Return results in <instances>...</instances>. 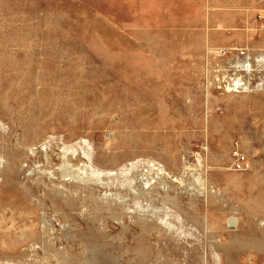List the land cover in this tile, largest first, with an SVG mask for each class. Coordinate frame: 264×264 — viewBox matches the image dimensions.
<instances>
[{"label":"rangeland","instance_id":"rangeland-1","mask_svg":"<svg viewBox=\"0 0 264 264\" xmlns=\"http://www.w3.org/2000/svg\"><path fill=\"white\" fill-rule=\"evenodd\" d=\"M0 264H264V0H0Z\"/></svg>","mask_w":264,"mask_h":264},{"label":"built area","instance_id":"built-area-1","mask_svg":"<svg viewBox=\"0 0 264 264\" xmlns=\"http://www.w3.org/2000/svg\"><path fill=\"white\" fill-rule=\"evenodd\" d=\"M235 87H241L237 82L234 84ZM231 166L234 170L243 171L249 168V160L245 153L241 151L237 142H235L230 152Z\"/></svg>","mask_w":264,"mask_h":264},{"label":"bare ground","instance_id":"bare-ground-1","mask_svg":"<svg viewBox=\"0 0 264 264\" xmlns=\"http://www.w3.org/2000/svg\"><path fill=\"white\" fill-rule=\"evenodd\" d=\"M215 50H216V49H215ZM216 52H217V51H216ZM225 73H226V72H225ZM234 73H235V72H234ZM237 75H238V74H237ZM241 77H242V76H241ZM229 78H230V76H229ZM233 78H234V76H233ZM231 80H232V78H231ZM229 84H230V83H229ZM240 84H241V83H240ZM242 84H243V83H242ZM230 87H231V86H230ZM238 88H240V87H238ZM225 90H226V89H225ZM234 90H235V89H234ZM243 91H244V90H243ZM260 91H261V90H260ZM232 92H233V91H232ZM3 123H4V122H3ZM56 143H57V142H56ZM65 144H66V143H65ZM44 145H45V144H44ZM50 146H51V145H50ZM57 146H58V145H57ZM46 147H49V146H46ZM44 148H45V147H44ZM50 149H51V148H50ZM54 149H56V148H54ZM54 149H53V150H54ZM59 149H60V148H59ZM57 150H58V149H57ZM68 150H69V149H68ZM43 151H44V150H43ZM61 151H62V150H61ZM49 152H50V151H49ZM69 152H70V150H69ZM44 153H45V152H44ZM61 153L64 154V152H61ZM47 154H48V153H47ZM57 154H58V153H57ZM72 154H73V153H72ZM138 155H139V154H138ZM205 155H206V154H205ZM45 156H46V154H45ZM62 156H63V155H62ZM51 157H52V156H51ZM56 157H57V156H56ZM56 157H55V158H56ZM58 157H59V156H58ZM58 157H57V158H58ZM60 157H61V156H60ZM65 157H66V155H65ZM91 157H92V156H91ZM124 157H125V156H124ZM124 157H123V158H124ZM46 158H47V157H46ZM72 158H73V157H72ZM58 159H59V158H58ZM63 159H64V157H63ZM74 159H75V158H74ZM121 159H122V158H121ZM77 160H78V159H77ZM60 162L62 163V161H60ZM64 162H65V160L63 161V163H64ZM83 162H84V161H83ZM91 162H92V161H91ZM131 162H132V161H131ZM169 162H170V160H169ZM169 162H168V163H169ZM207 162H208V161H207ZM85 163H86V162H85ZM82 164H83V163H82ZM92 164H93V163H92ZM124 164H125V162H124ZM205 164H207V163H205ZM69 165H70V164H69ZM126 165H127V164H126ZM70 166H71V165H70ZM70 166H69V167H70ZM95 166H96V165H95ZM128 166H129V165H128ZM138 166H139V165H138ZM145 166H146V165H145ZM145 166H144V167H145ZM64 167H65V165H64ZM75 167H76V165H75ZM79 167H80V166H79ZM82 167H83V166H82ZM82 167H81V168H82ZM72 168H73V167H72ZM72 168H71V169H72ZM208 168H210V167H208ZM83 169H85V168H83ZM101 169H102V168H101ZM139 169H140V168H139ZM204 169H205V168H204ZM72 170H77V169L74 168V169H72ZM106 170H107V169H106ZM137 170H138V169H137ZM78 171H80V170L78 169ZM78 171H77V172H78ZM141 171H142V170H141ZM143 171H144V170H143ZM149 171H150V170H149ZM149 171H148V173H149ZM9 172H10V171H9ZM74 172H76V171H74ZM77 172H76V173H77ZM83 172H84V171H83ZM83 172H82V174H83ZM150 172H151V171H150ZM212 172H213V170H212ZM133 173H135V171H134ZM133 173H132V174H133ZM136 173H137V172H136ZM142 173H144V172H142ZM159 173H160V172H159ZM163 173H164V172H163ZM166 173H167V172H166ZM169 173H170V172H169ZM206 173H207V172H206ZM208 173H209V172H208ZM208 173H207V174H208ZM74 174H75V173H74ZM77 174H78V173H77ZM82 174H81V175H82ZM87 174H89V173H87ZM149 174H150V173H149ZM170 174H171V173H170ZM170 174H169V175H170ZM75 175H76V174H75ZM81 175H79V176L81 177ZM84 175H85V173H84ZM137 175H138V174H137ZM140 175H141V174H140ZM154 175H155V174H154ZM161 175H162V174H161ZM173 175H174V174H173ZM210 175H211V174H210ZM86 176H87V175H86ZM90 176H91V175H90ZM102 176H103V175H102ZM131 176H132V175H131ZM133 176H134V174H133ZM142 176H143V175H142ZM142 176H141V177H142ZM95 178H96V177H95ZM150 178H151V176H150ZM153 178H154V177H153ZM175 178H176V177H175ZM178 178H179V177H178ZM103 179H104V178L102 177V180H103ZM136 179H137V178H136ZM146 179H147V178H146ZM139 180H140V178H139ZM175 180H176V179H175ZM141 181H142V180H141ZM107 182H108V181H107ZM145 183H146V182H145ZM145 183H144V184H145ZM136 184H137V183H135L134 185H136ZM150 186H151V185H150ZM141 187H142V184H141ZM119 188H120V187H119ZM134 188H135V187H134ZM146 188H147V187H146ZM135 190H136V189H135ZM133 191H134V189H133ZM126 192H127V191H126ZM136 194H137V193H136ZM177 210H178V209H177ZM176 212H177V211H176ZM178 212H179V211H178ZM182 218H183V217H182ZM199 263H200V262H199ZM201 263H202V262H201Z\"/></svg>","mask_w":264,"mask_h":264}]
</instances>
